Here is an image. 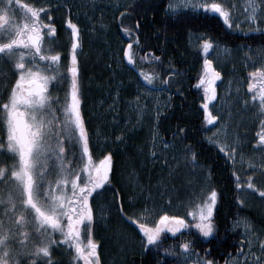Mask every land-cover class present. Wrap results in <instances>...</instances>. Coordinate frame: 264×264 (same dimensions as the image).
I'll return each instance as SVG.
<instances>
[{
  "label": "rangeland",
  "instance_id": "1",
  "mask_svg": "<svg viewBox=\"0 0 264 264\" xmlns=\"http://www.w3.org/2000/svg\"><path fill=\"white\" fill-rule=\"evenodd\" d=\"M133 1L24 0L37 7L67 6L73 18L86 27L87 35L107 48L104 52L94 50L95 64L103 72H93L83 89L84 93H88L86 106L93 162L98 163L108 152L113 155L110 182L90 197L94 212L91 233L98 242L101 264H127L131 257L143 255L146 249L142 246L143 234L138 224L122 216L121 206L124 212L141 222L153 223L165 212L169 215H182L189 222L190 228L196 230L195 220L186 213L194 204L207 199L211 191L210 173L191 162L192 154L182 138L176 133L171 138H165L159 129V119L171 107V95L161 91L149 93L119 54L126 45L125 37L129 35L123 31L122 26H119L118 31L115 23ZM186 2L189 6L182 7ZM204 2L221 3L235 22L230 28L237 33L250 34L264 30V23L245 22V17L251 12L250 0H170L169 4L176 7L169 9L168 4L166 13L175 15L188 10L200 13L202 8L191 5ZM19 10L15 15L17 19H22L23 13ZM62 10L64 18L65 9ZM106 36L110 37L109 69H106L103 62L105 52L108 51V44L104 40ZM204 39L211 40V37L202 32L191 33L188 45L197 50L198 59H211L221 77L216 81L217 100L210 103L211 114L217 120L211 124L206 123L203 110L200 116L207 124L206 139L210 144L218 148L227 145L236 149L232 159L234 167L239 171L236 175L243 178L244 182L239 195L243 211L235 219L234 228L240 231L236 233H239L242 240L243 252L248 251V234H255L257 243L251 251L259 256L258 240L264 239V200L259 198V193L253 194V190L246 186L248 176H252L253 182L264 188V167H261L264 164L261 160L264 149L251 150L257 144L260 119L264 117L258 112V102L251 101L252 93L247 84L248 74L264 64V48H233L211 40L213 47L204 52ZM65 148V167L69 170L81 169L83 161L79 159V145L65 141ZM11 163L10 154L0 156V166H10ZM57 173L58 168L53 163V180L57 178ZM67 192L71 193L70 184ZM142 208L150 211L142 215ZM243 220H247L251 227L246 229ZM55 235L59 243L53 247V251L58 256V264H83L82 260L75 258L72 245L63 242L58 232ZM213 235L214 231L208 237ZM81 239L86 244L87 231L83 226ZM245 259L243 255H232L223 264H233L234 260L244 264ZM178 264H183V257H178Z\"/></svg>",
  "mask_w": 264,
  "mask_h": 264
},
{
  "label": "snow or ice",
  "instance_id": "2",
  "mask_svg": "<svg viewBox=\"0 0 264 264\" xmlns=\"http://www.w3.org/2000/svg\"><path fill=\"white\" fill-rule=\"evenodd\" d=\"M262 5L264 0H250L251 12L245 17L246 23H264ZM181 6L189 5L186 2ZM191 6L218 14L225 24L234 26L229 11L221 3H194ZM17 7L22 10V19L16 18ZM175 7L169 4V9ZM50 8L51 5L37 7L24 0H0V62L11 63L18 73L6 98L0 103V156L10 154L12 158L10 166H0V264H58L53 259V247L59 243L55 235L57 232L63 242L70 243L75 249L76 259L82 260L83 264H101L98 242L91 233L94 212L90 197L110 182L113 155L108 152L98 163L93 162L88 129L81 112L77 56L80 29L71 18L66 20L71 31V63L66 69L70 75L65 76L60 63L61 52L55 51L51 43L45 47V37L56 33L50 12L46 11ZM42 13L47 16V23L41 18ZM131 47L129 43L124 50L129 61L132 60ZM212 47L211 40H203L204 52ZM141 75L147 82L142 87H146L149 93L154 90L162 92L170 85L167 79L154 83L152 73L144 75L141 71ZM248 75L247 88L252 93L251 101L258 102V112L264 117V64ZM220 77L221 73L213 66V61L205 58L198 83L204 92L202 107L208 124L217 120L211 114L210 103L217 100L216 81ZM4 79L7 80V76ZM65 79L69 80L65 97L54 100L49 85L53 81L62 83ZM57 105L61 107L58 109ZM58 112H62V118ZM65 141L79 145V159L83 161L81 169L69 170L65 167ZM256 143L264 149V118L260 119ZM226 148V154L234 158L236 149L223 145L220 151ZM261 160L264 161V152ZM191 162L194 165L198 163L194 152ZM53 163L58 168L55 180L51 178ZM247 180V189H252L253 194L259 193V198L264 200V188L258 187L252 176H248ZM69 184L70 194L67 192ZM236 187L241 188V184L237 183ZM216 202L217 191L213 188L207 199L194 204L186 213L195 220L194 227L204 237L214 231L213 209ZM120 211L126 219L138 224L144 248L151 245L161 249L165 230L175 234L190 227L182 215L165 212L155 222L148 223L128 215L122 206ZM148 211L142 208L141 214ZM242 222L246 229L251 227L247 220ZM82 226L87 231L86 244L81 239ZM256 243L255 234L249 233L248 251L240 253L246 257L244 264H264V239L258 240L259 256L251 251ZM175 247L170 245L163 251L169 253ZM179 248L183 264H215L212 259L200 257L192 248L191 241L180 243ZM233 264L240 262L234 260Z\"/></svg>",
  "mask_w": 264,
  "mask_h": 264
},
{
  "label": "trees",
  "instance_id": "3",
  "mask_svg": "<svg viewBox=\"0 0 264 264\" xmlns=\"http://www.w3.org/2000/svg\"><path fill=\"white\" fill-rule=\"evenodd\" d=\"M169 1L134 0L119 16L115 26H118V31H120L119 26L124 28V32H126L125 29L130 30L126 33L133 43L132 54L135 58L134 62L138 64L137 69H141L145 74L152 73L154 83H160L165 79L170 81L169 88L173 95L171 107L159 119V129L164 137L171 138L176 133L185 142L186 138L192 134V140L200 148L197 159L204 161L203 163L212 169L211 189L215 188L217 191V202L213 211L214 235L204 237L197 229L192 230L190 227L175 234L167 232L163 235L161 249L149 246L143 255L131 257L127 264H178L181 252L179 244L184 241H191L192 248L200 256L214 260L215 264H223L232 255H240L242 252L243 243L239 233H230L228 229L239 212L243 210L239 203V189L228 177L229 167L224 163L222 154L198 144L202 133L198 126L199 104L196 95L189 91L192 82L191 78L187 77V68L193 65L191 59L195 60V56L193 49L188 45V36L190 33L202 32L210 35L215 43H222L228 47L264 48V30L250 34L237 33L228 27L219 15L210 14L204 10L200 13L188 10L168 15L166 7ZM135 37L138 39H136L137 43H134ZM108 38L110 40L109 36H106L104 40L107 42ZM90 39L92 51H105L106 46H103V43L94 41L91 37ZM109 53L105 52V60ZM93 59L95 62L94 54ZM91 68L93 72H103L95 63ZM198 75L199 69L196 67L193 76ZM194 80L192 78L193 83ZM179 129L184 131L180 132ZM170 245L176 247L171 252L165 253L163 248H168Z\"/></svg>",
  "mask_w": 264,
  "mask_h": 264
},
{
  "label": "flooded vegetation",
  "instance_id": "4",
  "mask_svg": "<svg viewBox=\"0 0 264 264\" xmlns=\"http://www.w3.org/2000/svg\"><path fill=\"white\" fill-rule=\"evenodd\" d=\"M20 8L17 7L15 12H19ZM65 9V17H62L63 14V10ZM47 12H50V15L52 17L51 22L55 25L56 27V33L54 34V36L52 37H45V47L48 46L49 43L52 44L53 49L55 51H60L61 52V65H62V72L65 76H69V74H67V66H69V62H70V57H71V31L69 26L66 24V20L68 18H71L73 20L74 23H77L80 29V46L77 49V56H78V67H79V83H80V88H81V112L82 115L84 117V121H85V126L88 129V120H89V115H88V107L86 106V100H87V94L88 93H84L83 89L84 86L87 84V80L88 78H90V75L92 76L93 73V69L92 64L95 63L93 60V54L94 51L92 48V44L90 43L92 40L89 38V36L87 35V30L85 26H81L80 22L78 23L77 20H75L73 18V15H71V11L69 10V8L67 6L64 7H54L51 8L50 10H48ZM43 17H41L45 23L48 22L47 20V16L43 13L42 14ZM137 37H135V41L136 42ZM109 40V38H108ZM107 40V44L109 46V41ZM126 45L123 47V49L121 50L120 54L121 57L125 63L126 66L129 67V69H131V71L133 72V74L135 75L136 79H138V81L140 82L141 85H146V81L144 80L143 76L141 75V69L138 70V64L136 65V63L134 62L135 58L133 53V48L131 47L130 52L132 54V60L129 61L128 58L124 55V50L128 48L129 43H132L131 38H126ZM138 40V39H137ZM212 40V39H211ZM193 55L195 56V60L191 59V64H193L192 66L189 65L187 68V77L191 78V87H190V92L194 93L196 96V100L199 104L198 107V112H199V120L200 123L198 124L199 128L201 129V135H200V139L198 141V144H202L204 146V148H210L214 151H219L222 154V157L224 159V163H226V165L229 167L228 170V177L231 179V181L235 184V186L237 185V183L242 184L243 178H240L239 175V171L234 167V163H233V159L230 158L226 153L227 151H220V148L215 147L214 145L210 144L207 139H206V132H207V124L204 123L202 121V118L200 116V114L202 115V100H203V88L199 85L198 81H199V77L200 75L203 73V61L201 59H198V52L196 49L193 48L192 50ZM108 53H109V49H108ZM151 55V53H150ZM203 57V56H201ZM105 58V56H104ZM198 61V63H197ZM104 62V66L106 67V69L110 67V63H109V55L107 56L106 60H103ZM104 67V68H105ZM198 67L199 69V75L197 77L196 74L195 76H193V72L195 70V68ZM91 73V74H90ZM144 73V72H143ZM18 75V73L16 72V70L14 69L13 65L7 61H3L0 62V103H2L3 99L6 98L8 91L10 90L11 85L14 83L16 76ZM144 75H147L144 73ZM7 76V80L4 79V77ZM192 78H194V83L192 81ZM197 78V79H196ZM69 83L68 79H65L62 83H57L55 81L52 82V84L49 85V89H50V93L53 96L54 100L56 97H65L66 95V88L67 85ZM147 87H151L150 85H147ZM146 89V87H145ZM147 90V89H146ZM158 90H154L152 92H156ZM167 95H171V101L173 99V95L170 92V88L168 87L167 89H165L164 91ZM58 109L61 107V105H57ZM58 114L62 117V112H58ZM164 116V115H163ZM190 131V130H189ZM198 131V130H196ZM163 134V133H162ZM88 135L90 137V132L88 131ZM193 135L190 134L184 143L187 146V149L189 152H191V154L194 152L196 153V160L198 161L197 164H195V166H199L200 168H202L205 171H208L210 173V177L212 178V169L209 168L208 166L205 165V163H203L204 161L197 159V157L199 156V150L200 148L197 147L196 142H194V140H192ZM258 139V137H257ZM261 145L256 144L255 146H253L251 148V150H259L261 149ZM191 161H192V156H191ZM237 177H239V180L237 179ZM210 178V180H211ZM108 183V182H107ZM211 184V183H210ZM237 188V187H236ZM239 189V195H240V188ZM240 203V202H239ZM238 217V215H237ZM236 217V218H237ZM234 223H235V219L234 221L231 223L228 232H240L239 230H236L234 228ZM264 225V224H263ZM236 230V231H235ZM58 256H56L55 251H53V259L55 261H57ZM62 264V263H60Z\"/></svg>",
  "mask_w": 264,
  "mask_h": 264
},
{
  "label": "water",
  "instance_id": "5",
  "mask_svg": "<svg viewBox=\"0 0 264 264\" xmlns=\"http://www.w3.org/2000/svg\"><path fill=\"white\" fill-rule=\"evenodd\" d=\"M70 63H71V60H70V62H69V65H70ZM69 75H70V74H69ZM112 167H113V165H112ZM112 172H113V170H112ZM112 172L110 173V176H111ZM106 183H107V182H106Z\"/></svg>",
  "mask_w": 264,
  "mask_h": 264
},
{
  "label": "bare ground",
  "instance_id": "6",
  "mask_svg": "<svg viewBox=\"0 0 264 264\" xmlns=\"http://www.w3.org/2000/svg\"><path fill=\"white\" fill-rule=\"evenodd\" d=\"M89 38H90V37H89ZM91 42H92V41H91ZM91 42H90V43H91ZM91 44H92V43H91ZM227 174H228V173H227Z\"/></svg>",
  "mask_w": 264,
  "mask_h": 264
}]
</instances>
